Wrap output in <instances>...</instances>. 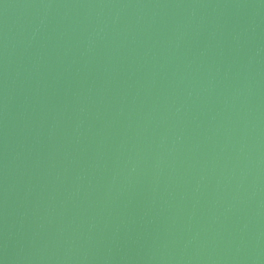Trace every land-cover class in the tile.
<instances>
[{"label":"water","instance_id":"obj_1","mask_svg":"<svg viewBox=\"0 0 264 264\" xmlns=\"http://www.w3.org/2000/svg\"><path fill=\"white\" fill-rule=\"evenodd\" d=\"M0 264H264V0H0Z\"/></svg>","mask_w":264,"mask_h":264}]
</instances>
